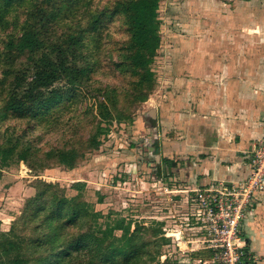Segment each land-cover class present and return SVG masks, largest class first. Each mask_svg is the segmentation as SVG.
<instances>
[{
	"label": "rangeland",
	"instance_id": "374dc122",
	"mask_svg": "<svg viewBox=\"0 0 264 264\" xmlns=\"http://www.w3.org/2000/svg\"><path fill=\"white\" fill-rule=\"evenodd\" d=\"M116 1L21 0L8 8L0 6V109L16 86L7 71L26 70L24 86L33 78L28 54L7 49L10 39L16 41L33 29L46 43H60L68 34L85 30L95 13ZM158 12L161 46L152 64L155 85L146 100L136 96L141 86L133 74L117 66L128 34L113 19L96 32L86 31L84 47H77L75 55L68 48L70 39L63 44L69 64H90L93 69L60 107L34 118H0V147H16L10 159L0 158V232L12 228L26 200L35 196V182L41 181L65 189L68 198L80 191L91 210L101 214L100 224L114 225L121 218L131 222V231L138 223L148 238L155 231L161 234L154 240L163 234L168 242L150 264H213L203 252V223L196 224L198 207L187 188L194 187L183 183L182 174L185 168H200L201 139L212 132L205 133L206 118L220 105L213 92L219 79L234 83L233 94L224 97L225 136L240 138L261 131L264 0H161ZM100 100L108 104L112 120L99 117ZM232 119L236 125L226 126ZM98 125L109 131L100 135V146L91 148L88 140ZM72 148L78 150L73 169L54 162L44 168L33 166L49 151ZM25 149L29 162L18 157ZM77 182L84 184L81 190L73 187ZM179 191L190 195L185 206L175 199ZM262 196L251 206L260 208L250 218L248 210L249 219L244 220L250 237L252 226L257 235L264 233ZM116 235L125 237L126 232L117 230Z\"/></svg>",
	"mask_w": 264,
	"mask_h": 264
},
{
	"label": "trees",
	"instance_id": "16d2710c",
	"mask_svg": "<svg viewBox=\"0 0 264 264\" xmlns=\"http://www.w3.org/2000/svg\"><path fill=\"white\" fill-rule=\"evenodd\" d=\"M19 1L1 0L0 6L8 8ZM52 1L44 0V4ZM160 1L117 0L95 13L85 30L68 34L60 43H46L33 29L23 32L16 41L10 39L7 49L28 54L33 78L24 86L26 70L6 72L14 77L16 86L10 89L6 104L0 109L3 112L0 118L8 115L34 118L41 112L60 107L68 93L81 85L93 69L90 64H69L63 44L70 39L68 48L75 55L77 47H84L82 37L86 31L96 32L113 19H118L128 34V40L120 48L124 54L117 66L126 67V71L133 74L136 85L141 86L136 96L146 100L155 85L152 64L161 46ZM97 108L102 119L109 121L115 117L105 101L100 100ZM108 131L107 126L98 125L88 140L89 147L100 146V135ZM27 152L20 150L19 159L29 162ZM15 153L16 147L10 144L0 147L3 162ZM77 160V149H59L45 153L37 164H32L44 168L54 162L73 169ZM83 186L81 182L73 185L77 190ZM34 187L37 192L26 200L22 215L9 231L0 232V264H150L160 253L161 245L168 242L163 234L159 239L161 243L152 238L161 234L159 231L152 232V237L148 238L138 223L131 231V222L121 218L114 225L100 224L101 214L91 210L80 191L68 198L65 189L51 183L37 181ZM117 230H125V237L117 236ZM203 252L210 258L213 256L212 250Z\"/></svg>",
	"mask_w": 264,
	"mask_h": 264
},
{
	"label": "built area",
	"instance_id": "2783aa9c",
	"mask_svg": "<svg viewBox=\"0 0 264 264\" xmlns=\"http://www.w3.org/2000/svg\"><path fill=\"white\" fill-rule=\"evenodd\" d=\"M246 158L249 173L243 180L190 190L198 207L196 224L199 220L203 223V243L213 252V264H243L247 254L243 221L264 194V135Z\"/></svg>",
	"mask_w": 264,
	"mask_h": 264
},
{
	"label": "crops",
	"instance_id": "0c3cea01",
	"mask_svg": "<svg viewBox=\"0 0 264 264\" xmlns=\"http://www.w3.org/2000/svg\"><path fill=\"white\" fill-rule=\"evenodd\" d=\"M229 82V81H228ZM229 83H224L223 80L216 82L215 90L216 97L220 99L219 104L216 106L215 112H211L210 117L206 118V134L209 131H212L208 134L210 137H204L202 140V147L198 150L197 153L201 154V164L198 169L185 168L186 172H183L182 179L183 183L188 189H195L197 186H205L209 183L217 184L220 182L226 183H237L244 179L249 173L248 161L244 157L250 152L256 143V140L259 139L264 131V116L260 119L261 121V131H256L255 135L257 136H225V128H224V110H228V106H225L224 97L227 96V93L233 94L234 83L232 81ZM232 104V103H231ZM230 105V104H229ZM226 126L236 125L234 124V119L231 122H227ZM214 124V129L211 128V125ZM225 126V127H226ZM212 129V130H211ZM186 136V135H184ZM202 136H205L202 134ZM192 145V144H191ZM197 151V150H195ZM199 154V155H200ZM203 158V159H202ZM203 163V164H202ZM179 194H175V199L182 200L183 206H185V201L187 200L188 195L185 191H179ZM192 195V194H191ZM190 197V195H188ZM264 196H262V200L264 201ZM260 200V199H259ZM260 208V205H256L254 209ZM248 217L252 216V208L249 209ZM256 212V211H255ZM248 217H245L247 219ZM248 218V219H249ZM244 219V220H245ZM246 221V220H245ZM252 226V222H250ZM244 236L246 240V251L247 254L244 257L245 264H264V244H253L254 240H262L264 242V233H256V227L252 226L250 231L251 237L248 235L246 230V222L244 224ZM186 235H189L186 232Z\"/></svg>",
	"mask_w": 264,
	"mask_h": 264
}]
</instances>
